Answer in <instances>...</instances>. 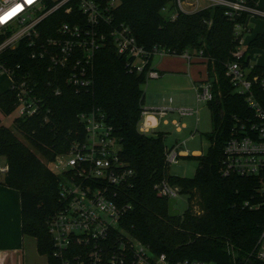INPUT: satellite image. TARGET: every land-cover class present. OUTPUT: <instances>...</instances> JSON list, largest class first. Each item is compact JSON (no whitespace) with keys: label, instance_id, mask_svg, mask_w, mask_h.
Returning a JSON list of instances; mask_svg holds the SVG:
<instances>
[{"label":"trees","instance_id":"trees-1","mask_svg":"<svg viewBox=\"0 0 264 264\" xmlns=\"http://www.w3.org/2000/svg\"><path fill=\"white\" fill-rule=\"evenodd\" d=\"M111 17L115 25L127 26L137 44L147 51L163 48L177 55L185 51L202 52L207 81L212 86L213 100L207 103L212 130L204 135L209 147L205 155L192 158L197 163L193 178L170 176L165 164L164 133L141 134V118L146 83L144 74H129L125 59L116 55L109 43L95 55L93 89L76 94L60 83L61 94L54 96L46 87L50 76L46 67L29 58L30 49L20 44L14 52L2 57L9 61L17 74L30 73L38 82L44 103L41 115L26 120H14V129L24 139L3 126L0 121V157L6 160L7 172L0 185L15 190L20 197L21 234L35 239L37 253L49 256L52 241L47 221L58 208V178L43 163L65 153L69 145L84 136L78 116L99 109L105 122L118 138L120 159L133 171L130 185L124 189L123 203L131 209L121 221V227L157 255L173 261L199 260L216 264H262L252 255L264 227V201L258 196L256 178L221 174L223 148L237 121L253 116L244 98L234 91L226 77V65L233 62L239 47L235 25L245 26L248 15L234 21L225 15L223 7H210L195 13H178L171 21L162 15L165 6L175 0H118ZM259 0H248L256 6ZM55 17L46 21L50 28L44 37L54 32ZM64 18H58L62 22ZM264 54V30L246 45L248 54ZM19 66V69L16 67ZM262 71L261 66H257ZM254 96L264 111V91L254 89ZM14 94L0 93V114L13 111ZM47 116L46 121L44 120ZM34 151H31L30 148ZM166 180L188 195L189 208L182 217L169 218L167 201L159 198L153 187ZM247 205L261 204L257 211Z\"/></svg>","mask_w":264,"mask_h":264},{"label":"built area","instance_id":"built-area-1","mask_svg":"<svg viewBox=\"0 0 264 264\" xmlns=\"http://www.w3.org/2000/svg\"><path fill=\"white\" fill-rule=\"evenodd\" d=\"M118 3V0H0V76L8 79L7 90L14 94V120L33 118L44 111L40 97L43 89L38 82L30 79L29 72L22 76L17 74L2 57L16 51L20 44L30 49L32 61L46 67L50 76L46 87L53 88L54 96L61 94L60 83L76 94L92 92L95 55L109 43L116 55L125 59L126 72L144 74L146 82L160 78V73L151 66L154 57H181L187 65L208 61L201 51L177 55L159 47L145 50L137 44L127 26L113 23L111 14ZM167 7L161 10L163 16ZM210 7L225 8V15L231 21L241 14L264 18V12L257 6H249L248 0H175L173 7H169L175 8V12L165 17L173 21L180 12L191 14ZM59 16L64 18L62 22L58 21ZM52 17H55L54 33L44 37L43 33L51 26L46 21ZM244 30L248 31L246 25L234 27L239 47L233 53L234 61L226 65L225 75L253 116L237 121L231 131L223 148L221 174L258 179V196L264 201V111L254 96L255 88L264 91V64L252 63L251 53L247 55L246 66L240 63L246 57V48L242 47ZM257 66H261L262 71H257ZM193 89L197 105L213 100L209 81L194 84ZM169 113L193 118L199 111L170 107L142 109L138 132L147 134L148 117H165ZM78 119L84 136L74 140L65 153L52 161L43 159L46 167L53 168L51 171L47 167L57 176L59 188L58 208L47 221L53 247L51 255L46 257L47 264H216L199 260L173 261L164 254L157 255L121 227L123 217L131 209L123 200L133 171L120 159L118 138L99 109L82 113ZM178 147L165 149L168 167L178 164L182 158ZM7 170V166L0 167V174L4 175ZM153 189L166 201L179 196V189L166 180ZM246 206L257 211L261 204L246 203ZM252 255L264 264V227Z\"/></svg>","mask_w":264,"mask_h":264},{"label":"rangeland","instance_id":"rangeland-1","mask_svg":"<svg viewBox=\"0 0 264 264\" xmlns=\"http://www.w3.org/2000/svg\"><path fill=\"white\" fill-rule=\"evenodd\" d=\"M261 3H264V0H259ZM201 5H205L204 2H201ZM261 8L262 4L260 5ZM168 11L163 13L164 16H169L175 12V8L167 7ZM264 12V8L260 9ZM246 28L248 31H243L242 43L243 48H246L248 42L254 38L256 35L261 34L264 30V18L258 17H249L247 19ZM241 32V29L239 30ZM251 62L264 64V54L261 51H252L251 53ZM155 59H157L155 57ZM181 57H166L160 62V67L164 68L168 71H176L179 69H183L186 62H182ZM184 61V60H183ZM183 64V65H182ZM184 69V70H185ZM201 71L205 72L204 66L198 65V67H192L190 70H185L184 72L191 73V76L194 77L198 75L197 72ZM192 77V78H193ZM198 77V76H197ZM189 80V79H188ZM156 81H149L145 85L142 86V90L144 92L146 106L152 104L150 106L161 105L164 107H170L173 109H183V108H192L194 110L199 111L197 117H179L176 113H169L164 119L168 121L167 126H163L161 123V128L165 132L164 145L167 149H169L172 145L178 143L180 145V150H186L188 152V156H194L192 152L198 151L201 155H205L209 144L205 139L204 135L210 133L212 130V121L210 117V111L208 109L207 103H200L197 105L195 99V92L192 87V84H189L187 89L179 85L176 80L172 79L170 83L166 85V87L158 89L155 85ZM9 84L8 79L6 77L0 76V93L7 90ZM162 90V93L159 92ZM144 108V106L142 107ZM157 108V107H155ZM16 118V114L12 113L9 116H4L0 114V121L3 126L11 130L16 137L24 142V139L18 134V132L14 129L13 121ZM177 120L179 124H186L187 129H183L182 132H176L174 125H172V121ZM163 121V120H162ZM184 143V145L182 144ZM31 151H34L33 148L29 147ZM43 161V159H42ZM43 163H45L43 161ZM6 165V160L4 157H0V167ZM198 163L192 158H180L178 164L171 165L168 168V174L170 176H177L182 178H193L195 171L197 169ZM47 167L54 171L53 168L49 165ZM1 176V174H0ZM2 178H0L1 180ZM175 208L179 211L180 216L182 217L185 212L189 208V197L188 195L179 194L176 198ZM43 257V262L47 264L46 256ZM28 264H35L31 260L28 261Z\"/></svg>","mask_w":264,"mask_h":264},{"label":"crops","instance_id":"crops-1","mask_svg":"<svg viewBox=\"0 0 264 264\" xmlns=\"http://www.w3.org/2000/svg\"><path fill=\"white\" fill-rule=\"evenodd\" d=\"M261 2L258 1L256 4L259 10L264 8V3ZM261 4L263 8L260 7ZM163 59H158V58L155 59L154 57L151 62V66L160 73V78L157 80H149V81H156L155 85L158 89L166 87V85L170 83L172 79L176 80V82L179 85L185 87L186 89L188 87L189 80L190 83L192 84V87L194 86V84H199L207 81L206 64L204 61H196L191 65H187L186 63L184 64L185 61L182 60L183 64L186 66V69L185 67H183V69L181 68L176 71H168L159 66L160 62ZM198 65L204 66L205 68L204 73H202L201 71L197 72L198 77L196 76V74L193 77L191 76V73L184 72L185 70L192 69V67H198ZM159 92L162 93V90H159ZM150 105L152 104L146 106V101L144 96L143 99L144 108L142 109L164 107L161 105L160 106L159 105L150 106ZM189 109L192 108L189 107ZM165 117H158V116L148 117L146 119L147 124L149 126L147 134H153L156 132H161L165 134L164 130L161 128L160 125L161 123L163 124V126L168 125V121L164 119ZM175 123H177L178 126H175ZM172 125H174L176 132L181 133L183 129H187L186 124H179L177 120H173ZM182 144L184 145V143ZM172 147H178L182 157L188 156V152L186 150H180V145L178 143L172 145L170 148ZM192 154L194 155V157L201 156V153L198 151H194L192 152ZM0 178H3V175H1ZM29 260H31L35 264H45V262H43V257L37 253L35 239L28 236H23L21 234V214H20L19 193L15 190L0 185V264H28Z\"/></svg>","mask_w":264,"mask_h":264},{"label":"water","instance_id":"water-1","mask_svg":"<svg viewBox=\"0 0 264 264\" xmlns=\"http://www.w3.org/2000/svg\"><path fill=\"white\" fill-rule=\"evenodd\" d=\"M176 200L175 199H169L167 201V215L169 218H177L180 216L179 211L175 208Z\"/></svg>","mask_w":264,"mask_h":264}]
</instances>
